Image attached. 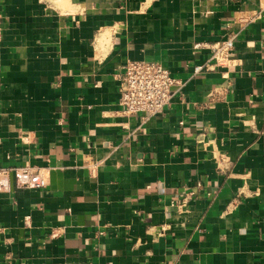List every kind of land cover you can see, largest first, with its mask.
<instances>
[{"label": "crops", "instance_id": "obj_1", "mask_svg": "<svg viewBox=\"0 0 264 264\" xmlns=\"http://www.w3.org/2000/svg\"><path fill=\"white\" fill-rule=\"evenodd\" d=\"M0 11V264H264V0ZM231 32L229 61L195 75ZM129 60L176 79L162 114L123 113ZM22 167L48 186L19 188Z\"/></svg>", "mask_w": 264, "mask_h": 264}, {"label": "built area", "instance_id": "obj_2", "mask_svg": "<svg viewBox=\"0 0 264 264\" xmlns=\"http://www.w3.org/2000/svg\"><path fill=\"white\" fill-rule=\"evenodd\" d=\"M261 18V11L238 14L236 24L246 28ZM3 17L0 11V46L3 41ZM238 34L231 32L227 37L211 47V60L194 68V74L214 70L229 61L235 50ZM120 82V105L126 116L141 114L152 117L162 114L171 104L177 83L172 73L159 62L147 60H129L118 76ZM16 185L19 188L42 189L48 186V180L41 170L30 167L15 170Z\"/></svg>", "mask_w": 264, "mask_h": 264}]
</instances>
